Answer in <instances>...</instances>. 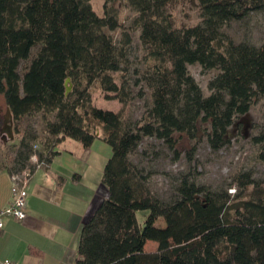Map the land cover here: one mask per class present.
<instances>
[{"label": "trees", "instance_id": "obj_1", "mask_svg": "<svg viewBox=\"0 0 264 264\" xmlns=\"http://www.w3.org/2000/svg\"><path fill=\"white\" fill-rule=\"evenodd\" d=\"M173 1L104 0L100 16L91 0H0V94L19 140L11 174L30 166L34 154L49 162L66 138L85 147L101 138L112 147L103 174L107 196L83 224L75 264H264V179L240 173L232 196L231 184L212 189L180 173L171 195L161 197L151 189L144 160L133 159L149 155V139L179 158L175 135L196 138L198 121L210 125L209 140L218 149L234 118L264 98V41L234 42L224 33L229 22L264 10V0H197L201 23L183 32L167 12ZM120 2L136 13L127 27ZM118 29L115 41L109 31ZM137 30L146 69H135L139 76L132 82ZM194 64L219 70L209 95L189 72ZM141 82L151 91V104L140 119L125 118L132 86ZM96 83L106 99L121 103L120 110L94 104ZM35 114L44 119L43 140L28 129L20 136L18 123ZM38 140L41 149L34 150ZM145 209L150 214L140 229L137 212ZM159 219L165 226L156 224ZM148 240L157 242L155 250L146 251Z\"/></svg>", "mask_w": 264, "mask_h": 264}, {"label": "rangeland", "instance_id": "obj_2", "mask_svg": "<svg viewBox=\"0 0 264 264\" xmlns=\"http://www.w3.org/2000/svg\"><path fill=\"white\" fill-rule=\"evenodd\" d=\"M91 3L96 13L102 16L104 14V0H91ZM117 6L120 10L121 23L126 27L129 26L136 13L122 2L118 3ZM167 12L173 26L181 32L197 26L202 20L197 0H174L168 5ZM109 33L115 41H119L121 37L119 29L109 31ZM224 33L234 42L243 41L255 46L260 45L264 41V10L252 12L241 20L229 22L224 28ZM132 36L131 66L128 75L132 77L130 80L133 82L139 76L135 69L139 70V74L143 73L146 69V63L145 52L139 39L140 31L133 32ZM188 68L203 93L209 95L211 93L209 82L218 75L219 70L206 71L199 64L189 65ZM132 88V100L125 107V118L137 120L141 118L146 108L151 104V91L143 82L137 86H132ZM140 90L142 91L140 92ZM91 92L93 102L97 107L113 111L122 108L118 100L106 99L104 92L97 83L92 87ZM6 109L5 99L0 94V130L3 126ZM18 125L20 136L24 134L26 129L37 133L40 140L46 136L43 132L44 119L41 114L25 117ZM197 128V136L194 139L189 138L184 133L175 135L178 139L177 150L180 154L177 159L175 152L155 139H149L147 147L145 144L143 145L148 151L150 149L149 155L145 159L138 155L133 157L135 162L144 160L143 164L152 172L150 185L155 194L161 197L171 195L175 179L180 173H189L197 179L198 183L212 189H225L231 184L227 192L232 196L236 193L234 190L237 189L234 180L240 173L250 172L255 179H264V141H260L264 134V98L254 101L247 113L234 118L233 123L227 129V140L218 149L213 148L209 140L210 125L198 121ZM4 143L7 145L0 152V156L10 165H13L19 140L14 138ZM39 144V140L32 143L34 150L41 149ZM31 162L30 166L33 164ZM15 170L17 169L15 168ZM149 214L150 211L147 209L137 212V222L140 229H143ZM156 224L165 226V221L159 219ZM156 247V241L148 240L146 242V251L155 250Z\"/></svg>", "mask_w": 264, "mask_h": 264}, {"label": "crops", "instance_id": "obj_3", "mask_svg": "<svg viewBox=\"0 0 264 264\" xmlns=\"http://www.w3.org/2000/svg\"><path fill=\"white\" fill-rule=\"evenodd\" d=\"M6 145L0 138V152ZM56 152L49 162L32 165L25 219L4 220L0 263L75 264L79 258L83 224L107 196L103 174L112 147L101 138L89 147L66 138ZM9 167L0 156V210L12 198Z\"/></svg>", "mask_w": 264, "mask_h": 264}, {"label": "built area", "instance_id": "obj_4", "mask_svg": "<svg viewBox=\"0 0 264 264\" xmlns=\"http://www.w3.org/2000/svg\"><path fill=\"white\" fill-rule=\"evenodd\" d=\"M31 163L40 164L38 156L34 154L31 157ZM32 164V165H33ZM32 165L25 169L11 174L12 180V198L9 205L0 210V231L4 228V220L12 218L22 221L26 217V207L28 198V184L32 178ZM0 264H16L12 261H4Z\"/></svg>", "mask_w": 264, "mask_h": 264}, {"label": "water", "instance_id": "obj_5", "mask_svg": "<svg viewBox=\"0 0 264 264\" xmlns=\"http://www.w3.org/2000/svg\"><path fill=\"white\" fill-rule=\"evenodd\" d=\"M72 86L73 84L71 79L67 78L65 82L66 94H69L72 91ZM0 138L4 142L15 138L13 130V115L9 107H7L6 113L4 115L3 126L0 131Z\"/></svg>", "mask_w": 264, "mask_h": 264}]
</instances>
